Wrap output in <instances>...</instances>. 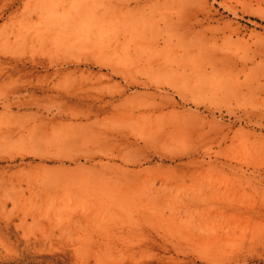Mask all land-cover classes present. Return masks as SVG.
<instances>
[{"label": "rangeland", "instance_id": "obj_1", "mask_svg": "<svg viewBox=\"0 0 264 264\" xmlns=\"http://www.w3.org/2000/svg\"><path fill=\"white\" fill-rule=\"evenodd\" d=\"M0 264H264V0H0Z\"/></svg>", "mask_w": 264, "mask_h": 264}]
</instances>
